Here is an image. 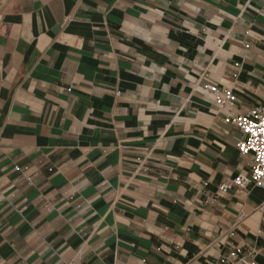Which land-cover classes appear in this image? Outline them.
I'll return each instance as SVG.
<instances>
[{"label":"crops","instance_id":"1","mask_svg":"<svg viewBox=\"0 0 264 264\" xmlns=\"http://www.w3.org/2000/svg\"><path fill=\"white\" fill-rule=\"evenodd\" d=\"M205 84L264 106V0H0V264H264Z\"/></svg>","mask_w":264,"mask_h":264},{"label":"built area","instance_id":"2","mask_svg":"<svg viewBox=\"0 0 264 264\" xmlns=\"http://www.w3.org/2000/svg\"><path fill=\"white\" fill-rule=\"evenodd\" d=\"M204 89L213 96L216 105L225 115V121L235 126L242 134V138L236 144L239 153L250 154L253 158L248 171L223 180L219 184V191L247 189L250 185L258 186L264 191V106H255L246 114H235L232 108L237 98L232 90L221 89L212 84H205ZM257 255V251L250 250L235 261H226L224 264H258Z\"/></svg>","mask_w":264,"mask_h":264}]
</instances>
